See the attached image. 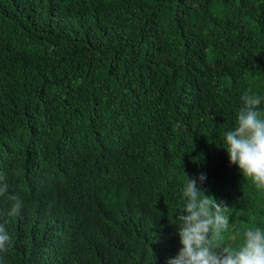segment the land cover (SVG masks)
<instances>
[{"label": "trees", "instance_id": "16d2710c", "mask_svg": "<svg viewBox=\"0 0 264 264\" xmlns=\"http://www.w3.org/2000/svg\"><path fill=\"white\" fill-rule=\"evenodd\" d=\"M245 92L264 110V0H0V264H168L183 173L226 244L264 228L223 148Z\"/></svg>", "mask_w": 264, "mask_h": 264}, {"label": "clouds", "instance_id": "9594fccd", "mask_svg": "<svg viewBox=\"0 0 264 264\" xmlns=\"http://www.w3.org/2000/svg\"><path fill=\"white\" fill-rule=\"evenodd\" d=\"M240 100L242 105L236 114L235 126L224 134L223 148L227 151L229 163L237 166L243 177L251 178L258 189H264V110L260 108L261 98L245 92ZM183 175V211L177 216L180 249L168 264H264V228H246L238 246L226 244L231 208L212 196H206L197 186V178ZM60 178L64 184L61 175ZM198 179L203 183L205 176ZM5 181L6 177L0 174V197L8 192ZM38 181L34 178L27 180L32 188L40 186ZM9 199L14 203L8 215L15 216L19 213L21 201L16 196ZM11 243L6 228L0 224V253H6Z\"/></svg>", "mask_w": 264, "mask_h": 264}]
</instances>
